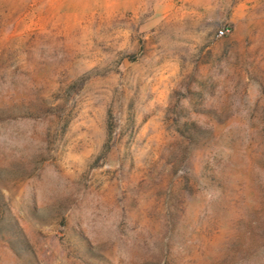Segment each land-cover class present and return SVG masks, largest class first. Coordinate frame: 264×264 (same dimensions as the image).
<instances>
[{
	"label": "rangeland",
	"instance_id": "obj_1",
	"mask_svg": "<svg viewBox=\"0 0 264 264\" xmlns=\"http://www.w3.org/2000/svg\"><path fill=\"white\" fill-rule=\"evenodd\" d=\"M0 264H264V0H0Z\"/></svg>",
	"mask_w": 264,
	"mask_h": 264
},
{
	"label": "built area",
	"instance_id": "obj_2",
	"mask_svg": "<svg viewBox=\"0 0 264 264\" xmlns=\"http://www.w3.org/2000/svg\"><path fill=\"white\" fill-rule=\"evenodd\" d=\"M229 31H230L229 27H227V26L226 27H221V28L217 29L216 35L218 37H223L224 35L228 34Z\"/></svg>",
	"mask_w": 264,
	"mask_h": 264
},
{
	"label": "water",
	"instance_id": "obj_3",
	"mask_svg": "<svg viewBox=\"0 0 264 264\" xmlns=\"http://www.w3.org/2000/svg\"><path fill=\"white\" fill-rule=\"evenodd\" d=\"M130 63H131V59L129 57H125L121 63V69L122 70L126 69Z\"/></svg>",
	"mask_w": 264,
	"mask_h": 264
}]
</instances>
